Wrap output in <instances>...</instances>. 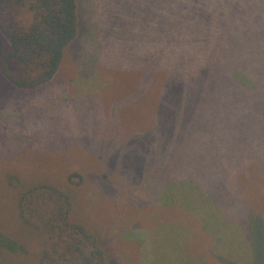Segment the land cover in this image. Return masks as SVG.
<instances>
[{
    "label": "rangeland",
    "instance_id": "1",
    "mask_svg": "<svg viewBox=\"0 0 264 264\" xmlns=\"http://www.w3.org/2000/svg\"><path fill=\"white\" fill-rule=\"evenodd\" d=\"M96 2L101 8L88 12V47L77 60L68 51L53 85L24 92L0 78V233L24 244L17 215L23 184L70 189L78 179L69 176L77 174V219L106 239L119 264H199L207 241L178 223L180 205L214 235L210 248L220 264H264L261 103L245 91H215L214 72L195 71L197 62L248 59L264 26H232L231 14L215 26L213 11L211 26H187L193 17L165 11L169 0H144L157 13L137 24L126 0ZM166 58L180 62V72L136 66L138 59ZM184 75L191 76L187 87L163 88ZM257 95L264 102V89ZM188 178L197 182L180 185ZM200 187L241 227L212 210ZM107 228L117 242L109 243ZM27 246L25 254L3 250L0 264H36L40 247ZM182 248L193 257L186 260Z\"/></svg>",
    "mask_w": 264,
    "mask_h": 264
},
{
    "label": "trees",
    "instance_id": "2",
    "mask_svg": "<svg viewBox=\"0 0 264 264\" xmlns=\"http://www.w3.org/2000/svg\"><path fill=\"white\" fill-rule=\"evenodd\" d=\"M109 1L104 0V3ZM124 1L115 0L113 3L123 5ZM126 1L133 6L137 24H141V17L145 22L143 17L146 13L153 17L157 13L144 0ZM170 1H173L171 8ZM93 7L101 8V3L96 0H0V78L24 92L53 85L68 51L77 60L88 47L85 35L90 25L88 12ZM164 10L177 13L179 18L180 15L192 16L193 20L187 26H211L209 17L212 11L216 17L215 26H224L230 14L235 24L232 26H264V0H184L181 6L180 0H169ZM154 19H151L152 23ZM175 23L180 24L179 21ZM253 44L248 59L197 62L195 71L198 75L214 72L210 86L215 91L230 89L247 92L261 103L258 107L260 112H255L258 114L255 116L259 117L264 114V102L257 95L260 89H264V40L253 39ZM152 59H138L136 63L140 65L136 66L151 71L180 72V62L167 58L161 61ZM190 80L191 76L186 75L175 80L168 79L163 88L180 90L187 87ZM256 136H259L258 133ZM73 179L78 181L75 187L70 185V189L49 182L22 185L17 197V215L18 224L26 234L19 239L26 246L0 233V253L7 250L25 254L28 242L33 241L40 247L36 264H119L107 252L106 239L104 241L98 231L77 219L71 190L81 186L83 181L80 175L72 174L68 182H73ZM104 234L109 237L110 244L113 239L114 243L117 242L110 229L104 230Z\"/></svg>",
    "mask_w": 264,
    "mask_h": 264
},
{
    "label": "crops",
    "instance_id": "3",
    "mask_svg": "<svg viewBox=\"0 0 264 264\" xmlns=\"http://www.w3.org/2000/svg\"><path fill=\"white\" fill-rule=\"evenodd\" d=\"M191 181H194V183H196V180L188 178V180L184 179V181L181 184H180L181 181H178V184H180V185L188 184V182L191 183ZM196 185L198 186V184H196ZM200 189H201V187H200ZM201 191L203 192V194L205 193L202 189H201ZM206 197H207L206 198L207 200H205L206 204L208 206L211 205L212 210H213V207H215L216 208V209L214 208L215 211L217 210V213H219V215L222 219L230 220L235 226H237V224H238L241 227V225L238 223V220H235V219H233V217L226 214L223 206L222 207L220 205L218 206V204L214 201V199L209 197L207 194H206ZM153 200H156V199H151L148 201H153ZM165 207L171 209V208H176L177 205L176 204H172V205L169 204L168 206H165ZM162 209H164V207ZM174 216H175V218L178 217L176 215H174ZM199 218L200 217L195 212H192L191 210L184 208L183 206L180 205V218H178V220H177L178 223L183 225V226L189 225L190 228L195 229L199 233L198 234L199 237H201V238L205 237V239L207 241V247H206L205 251H203L201 256H200L201 261L199 264H212V263L220 264V263H224L223 260L216 253H214L213 250L210 248V246L212 247V246H214V244H217V240L215 239L213 234H212V236H213L212 237L211 234H209V232H207V230H204L201 227V225L198 222ZM155 220H156V218H155ZM161 221L162 222H169L170 219L164 218V219H161ZM151 228H152V226H151ZM151 228H149V225H148V226H145L144 230L149 232L151 230ZM197 237H194L192 239L191 247H194ZM213 239H214V242H213ZM180 253L183 255V257L186 260H188L187 259L188 257H193V255H194L192 253V249L191 250H185V248H182V250H180Z\"/></svg>",
    "mask_w": 264,
    "mask_h": 264
}]
</instances>
